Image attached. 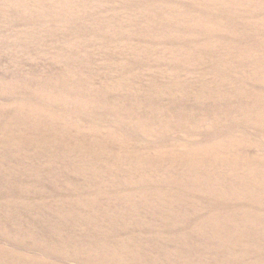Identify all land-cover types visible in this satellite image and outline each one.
Segmentation results:
<instances>
[{"label":"rangeland","instance_id":"374dc122","mask_svg":"<svg viewBox=\"0 0 264 264\" xmlns=\"http://www.w3.org/2000/svg\"><path fill=\"white\" fill-rule=\"evenodd\" d=\"M0 264H264V0H0Z\"/></svg>","mask_w":264,"mask_h":264}]
</instances>
